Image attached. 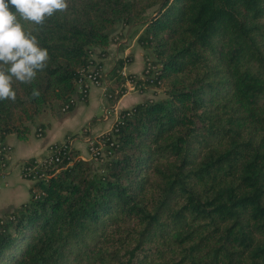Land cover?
Instances as JSON below:
<instances>
[{"label":"trees","instance_id":"obj_1","mask_svg":"<svg viewBox=\"0 0 264 264\" xmlns=\"http://www.w3.org/2000/svg\"><path fill=\"white\" fill-rule=\"evenodd\" d=\"M67 2L42 25L20 20L49 60L0 101V142L72 110L117 25L142 28L156 68L144 85L162 82L164 97L122 111L102 157L71 149L39 172L28 202L0 217V264H264V0ZM122 65L106 77L113 104L142 83Z\"/></svg>","mask_w":264,"mask_h":264},{"label":"crops","instance_id":"obj_2","mask_svg":"<svg viewBox=\"0 0 264 264\" xmlns=\"http://www.w3.org/2000/svg\"><path fill=\"white\" fill-rule=\"evenodd\" d=\"M142 29L117 25L110 34L111 43L107 48V55L98 57L100 52L95 49L94 61L101 64V71L108 79V74L118 60L123 61L121 74L124 76H142L148 53L137 43ZM107 81V80H106ZM110 82L103 87H90L84 97L76 93L72 110L65 113H46L31 129L27 140L21 141L14 134H9L0 146L9 149V159L6 161V171L0 175V217L18 209L28 202L29 190L32 182L23 179L20 165L29 160H40L49 154L51 146L61 144L68 137H72L71 148L77 151L78 157L92 161L90 158L86 138H99L110 133L115 124V116L103 118V110L111 106L108 100ZM146 89V88H145ZM149 89L140 92L132 90L125 92L115 101L113 106L117 112L132 109L153 96H149ZM39 124L45 125L41 135L37 137L36 129Z\"/></svg>","mask_w":264,"mask_h":264},{"label":"clouds","instance_id":"obj_3","mask_svg":"<svg viewBox=\"0 0 264 264\" xmlns=\"http://www.w3.org/2000/svg\"><path fill=\"white\" fill-rule=\"evenodd\" d=\"M67 8V0H0V101L15 100L13 81L31 84L49 60L47 49L24 30L20 20L42 25ZM32 95L39 92L34 89Z\"/></svg>","mask_w":264,"mask_h":264},{"label":"built area","instance_id":"obj_4","mask_svg":"<svg viewBox=\"0 0 264 264\" xmlns=\"http://www.w3.org/2000/svg\"><path fill=\"white\" fill-rule=\"evenodd\" d=\"M156 76V68L155 66L151 65V61L146 59L144 63V69L142 72V78L141 84L135 85V83L131 80L126 81V83L121 87L123 91L121 92V89H116L114 92V96H117L119 93L123 95L125 92L132 91V90H139L142 88H148L150 86H145L144 81L145 80H152ZM151 83V81H150ZM160 82H158L159 84ZM76 92L78 94H86L88 89L90 87H103L107 85V81L105 79L104 74L100 70H96L93 65L88 67L87 70H84L81 72L79 79L76 82ZM67 107L63 109V111H66ZM130 110V109H129ZM103 118L105 120L109 119L112 115L115 116V124L119 121L121 117V112H117L113 104L103 110ZM114 124V126H115ZM114 130V127L112 131ZM112 131L110 133H112ZM37 137L41 135V130L37 129L36 133ZM100 136L99 138L92 139L90 137L86 138V144L88 147V152L90 155V158L92 160H96L98 157H102V150H103V141ZM71 140L72 138H66L63 143L56 144L50 147L49 154L36 161L34 160V163L32 165L26 166L24 163H21L20 165V174L23 179H26L28 181H35L39 175V172L43 169H50L54 170L57 169L64 160L69 161V153L71 148ZM2 153V154H1ZM10 151L8 148L2 146L0 149V175H2L6 171V161L9 159ZM57 170H55L56 172ZM54 172V173H55Z\"/></svg>","mask_w":264,"mask_h":264},{"label":"rangeland","instance_id":"obj_5","mask_svg":"<svg viewBox=\"0 0 264 264\" xmlns=\"http://www.w3.org/2000/svg\"><path fill=\"white\" fill-rule=\"evenodd\" d=\"M130 27H133V28H136V27H134V26H130ZM139 29H142V28H139ZM148 60H150V61H152L153 59L148 55V58H147ZM146 61V60H145ZM142 77H140V79H141ZM148 88H152V89H149V96L151 97V96H153L152 98H150V99H148V100H153V101H155V100H159V99H162L163 97H164V91H165V85H163L162 84V82H160L159 83V85L157 86V87H153V85L152 86H150V87H148ZM148 88H146V89H148ZM145 88H143V90H146ZM147 101V100H146ZM112 105V104H111ZM42 119H44V118H42ZM36 133H37V129H36ZM94 168L97 166V165H95V163H93V165H92Z\"/></svg>","mask_w":264,"mask_h":264}]
</instances>
